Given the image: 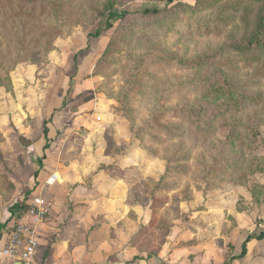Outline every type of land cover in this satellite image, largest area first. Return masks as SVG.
<instances>
[{
    "label": "rangeland",
    "instance_id": "obj_1",
    "mask_svg": "<svg viewBox=\"0 0 264 264\" xmlns=\"http://www.w3.org/2000/svg\"><path fill=\"white\" fill-rule=\"evenodd\" d=\"M165 4L0 0V234L60 118L47 172L118 176L125 192L133 173L134 264L240 255L264 220V0H176L106 29L111 10ZM254 243L243 263L264 264Z\"/></svg>",
    "mask_w": 264,
    "mask_h": 264
},
{
    "label": "crops",
    "instance_id": "obj_2",
    "mask_svg": "<svg viewBox=\"0 0 264 264\" xmlns=\"http://www.w3.org/2000/svg\"><path fill=\"white\" fill-rule=\"evenodd\" d=\"M50 118H56L55 111ZM58 121V125L62 124V127H56V124L55 127H47L51 134H56L64 128L63 120L59 118ZM49 138L51 137L47 138L46 144L51 142V146L45 150L42 170L36 177L34 173V180L39 186L34 190L37 184L31 181L28 185V190L31 191L26 190L27 194H31V198L26 200L27 210L22 212L21 205H16L15 215L8 220V225L12 226L17 217H24L34 228L38 250L33 264H134L139 258L145 260L137 248L129 243L133 234L131 230H134V225L127 217V212L133 208V173L128 174L126 192L122 190L124 187L120 186L122 182L117 180L118 176L112 178L105 173L96 174L93 180L86 184L79 180L80 178L65 177L54 172L56 182L48 185L47 181L52 176L47 172L50 169L49 162L52 161L50 156L55 155L52 152L55 144ZM36 197H41L48 207L46 218L40 222L29 215L26 216L29 205ZM255 226L249 227L256 228V231L259 227L260 231L257 232L263 231L264 220ZM245 230H248V227ZM8 239L9 234L6 232L0 234V248L7 244ZM244 239L245 236L242 235V241ZM177 253L176 250L170 255V264H176L179 258ZM210 258L207 255L196 257L192 264H217ZM243 260L244 258L236 260L232 264H251L248 259L246 263H243Z\"/></svg>",
    "mask_w": 264,
    "mask_h": 264
},
{
    "label": "built area",
    "instance_id": "obj_3",
    "mask_svg": "<svg viewBox=\"0 0 264 264\" xmlns=\"http://www.w3.org/2000/svg\"><path fill=\"white\" fill-rule=\"evenodd\" d=\"M56 175L47 181L48 185L56 182ZM26 216L36 221H43L48 214V207L41 197L33 199ZM7 244L0 248V264H33L38 250V240L35 230L24 217H17L9 227Z\"/></svg>",
    "mask_w": 264,
    "mask_h": 264
},
{
    "label": "trees",
    "instance_id": "obj_4",
    "mask_svg": "<svg viewBox=\"0 0 264 264\" xmlns=\"http://www.w3.org/2000/svg\"><path fill=\"white\" fill-rule=\"evenodd\" d=\"M175 3H176V0H166V4H165L166 8H164V9L163 8H160V9H158V8H146V9H139V10H134V11L111 10L106 17V29L112 28L116 21H118L120 19H123V21H127V19H130L134 15H140L141 18H144V17H153L156 15L163 14L166 12L167 9L172 8L175 5ZM99 35H100V30H98L97 33L95 35H93L92 37L97 38V37H99ZM78 59H79L78 55L74 56V62L76 64L75 67L78 66L77 65ZM63 101H62V107L56 106L54 108L55 112L63 110V108H64ZM51 120H52V118L48 121V123L51 122ZM46 124H47V122L45 123L44 133H45V138L47 139L48 138V129H47ZM46 149H49V144H46L45 150ZM44 158H45V155H43V157L40 158L38 166H42V160H44ZM169 169H170L169 167H166L165 171L168 172ZM36 176H38V172L35 173V177ZM253 193L254 192H252V196L254 198H256L257 202L259 203L260 199H259L258 195H256L257 192L255 194H253ZM21 208L23 209V211L27 210V206H26L25 201L22 202ZM243 236H245V239L243 240V243L241 245L242 251H241L240 255L232 256L230 259L226 260L224 262V264H232L236 260H241V259L245 258L247 256V253H248V245L252 241L260 242V241L264 240V230L261 232H257V231L253 232V228H250V229L246 230V232H245V234H243Z\"/></svg>",
    "mask_w": 264,
    "mask_h": 264
}]
</instances>
